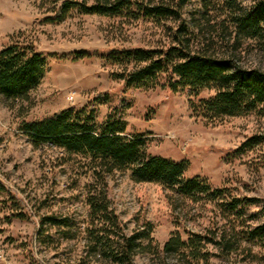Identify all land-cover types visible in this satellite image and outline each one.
<instances>
[{
	"label": "rangeland",
	"instance_id": "1",
	"mask_svg": "<svg viewBox=\"0 0 264 264\" xmlns=\"http://www.w3.org/2000/svg\"><path fill=\"white\" fill-rule=\"evenodd\" d=\"M65 1L0 0V52L18 47L44 60L42 76L25 98L0 94V264H116L107 249H93L103 225L90 218L87 204L96 184L106 186L121 222L114 233L140 237L134 264H264V242L241 237V225L258 224L264 215V109L215 125L192 108L214 97V89L173 92L163 73L154 82L127 86L118 75L136 64L126 51L166 52L178 22L77 8L49 21ZM253 3L186 0L183 19L193 33L192 48L212 41L210 53L264 72V29L261 36L236 39L234 20ZM117 108L122 137L142 136L149 155L186 162L188 178L243 200L244 218L235 220L213 196L196 202L164 185L137 183L131 170H116L99 184L84 152L38 141L26 130L68 112L69 121L98 133ZM250 199L262 202L249 205ZM171 239L183 244L164 251Z\"/></svg>",
	"mask_w": 264,
	"mask_h": 264
},
{
	"label": "trees",
	"instance_id": "2",
	"mask_svg": "<svg viewBox=\"0 0 264 264\" xmlns=\"http://www.w3.org/2000/svg\"><path fill=\"white\" fill-rule=\"evenodd\" d=\"M185 5L186 0H66L54 17L48 20H60L77 8L100 16H127L134 20L146 18L158 23L178 22L174 43L166 52L142 48L127 50L126 58L133 61L136 67L118 75L119 78L127 86H133L154 82L163 73L167 76V86L173 92L178 87H189L194 95H198L202 90L214 89V97L193 102L192 108L215 125L228 117L246 116L264 109V72L239 67L229 55L216 56L210 53L212 41L193 49L190 38L193 33L183 19ZM234 24L238 41L240 34L247 38L261 36L264 29V0H254L249 11L236 18ZM43 66L44 60L37 53L29 54L27 49L18 47L4 49L0 52V94L11 101L25 98L29 90L38 84ZM174 77H178L179 81L176 82ZM26 130L38 141H53L67 150L84 152L91 159V168L99 184H106L108 175L116 170H131L132 179L137 183L164 185L196 202L202 196H213L212 200L221 201L225 212L234 216L235 220L244 218L243 200L229 196L226 189H212L199 177L188 178L186 162H174L149 155L142 136L122 137L124 127L122 113L118 108L98 133L91 127H81L69 121L68 112L46 118L38 125L28 126ZM251 142L248 141L245 146ZM248 202L250 205L262 200L250 199ZM87 204L90 207V218L103 224L96 231V236L93 233L96 240L93 249H107L104 254L116 264H134L136 252L142 247L140 237L134 234L119 237L114 233L115 228H120L121 222L111 210L106 186H93L87 196ZM241 226L242 238L248 242H264V215L258 224ZM223 240L225 239L220 238L219 243L223 244ZM181 244L180 239H171L165 244L164 251ZM231 246L226 243L223 248L229 250Z\"/></svg>",
	"mask_w": 264,
	"mask_h": 264
}]
</instances>
